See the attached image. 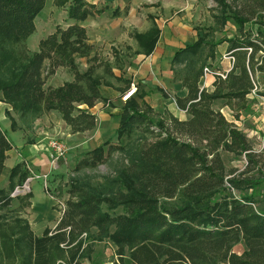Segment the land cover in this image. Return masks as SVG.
<instances>
[{
  "label": "trees",
  "instance_id": "trees-1",
  "mask_svg": "<svg viewBox=\"0 0 264 264\" xmlns=\"http://www.w3.org/2000/svg\"><path fill=\"white\" fill-rule=\"evenodd\" d=\"M216 1L210 33L235 22L236 33L228 38L233 67L225 76L214 73L209 91L201 82L204 68L221 40L203 36L178 49L172 68L187 94L177 104L189 117L127 100L118 113V135L128 136L120 162L100 178L71 177L55 227L35 233L25 215L29 199L14 205L11 191L0 187V264H82L104 240L116 246V264H264V200L257 194L264 146L255 151L246 132L217 106L224 101L239 118L264 73V0ZM54 2L66 5L75 22L57 26L31 53L25 40L46 0H0V93L27 123L55 110L71 132H83L96 127L90 108L104 99L103 84L113 85L98 74L103 61L79 24L99 10L89 0ZM156 32L135 35L145 53L154 48ZM81 56L89 58L86 70L75 63ZM60 66L73 80L45 87ZM104 69L113 73L107 64ZM11 146L0 126V174ZM102 151V145L94 149L93 164ZM222 152L245 155L244 169H228ZM9 176L12 189L27 169L17 164ZM239 243L241 252L235 250Z\"/></svg>",
  "mask_w": 264,
  "mask_h": 264
},
{
  "label": "crops",
  "instance_id": "crops-1",
  "mask_svg": "<svg viewBox=\"0 0 264 264\" xmlns=\"http://www.w3.org/2000/svg\"><path fill=\"white\" fill-rule=\"evenodd\" d=\"M210 1L89 0L99 10L79 22L87 28L89 40L97 45L96 49L99 51V55L103 54V47L121 49L119 60L124 64H130L128 66L129 73L125 77L127 81L124 85L121 84L122 88H117L118 84L115 83L122 82L121 80L116 81L118 80L116 76L120 77L119 70L112 67L111 70L115 72L112 73L114 75L112 80H115V82L112 81L114 86L103 84L104 99L90 108V111L97 116V124L93 129L73 133L69 130L61 114L55 110L44 112L36 120L27 123L13 110L10 103L3 101L0 93V126L12 143L4 161L5 166L0 174V187H3L5 183L9 185V175L15 165L21 163L23 168L27 169L26 179L33 177L30 180L31 191L29 192L31 203L27 211L29 212L28 219L35 233L41 234L45 227L56 226L60 215L53 225H50V217L54 216L57 203L60 204L63 211L66 206L65 201L68 199L62 201L60 196L54 197L44 190L45 184L55 172L50 167L49 147L47 146L48 141L54 135L66 136L63 137L70 148L74 144L81 148V146L84 147L92 142L98 145L99 141L117 137V127L120 123L118 113L122 108L120 109L118 104L111 105L110 102L118 101V98L130 87L131 83L137 86V90L130 99L137 101L140 105L148 103L154 112L158 104L161 103L163 110L157 109L159 113H172L179 119L186 120L189 113L179 107L177 97H185L187 90L183 82L175 76L172 68L173 58L178 49L195 43L203 36L209 40L213 38L221 40L216 46V55L209 58V67L223 74L233 67L228 38L236 33V24L232 20L227 21L224 28L210 33V28L215 23L213 16L219 11L217 1L212 0L213 6ZM48 2L46 0L45 6L35 18V32L26 39L25 43L31 53L39 50L40 40L54 32L57 26L65 28L68 24L75 22L68 17L67 8L63 11L65 14L61 16L57 12L61 21L54 22L50 18L52 8L48 7ZM55 10L59 11L56 5ZM153 29L157 31V40L154 48L149 53H145L141 50L142 44L135 35L153 31ZM80 59V70H86L89 58L82 56ZM55 72L47 79L45 87L60 86L67 80H73L67 67L60 66ZM214 76L208 74L201 81L209 91L214 89ZM63 78L65 80H62ZM124 103L126 104V102ZM224 107L226 110H231L227 105ZM221 111L223 112L222 109ZM242 115L243 113L238 119H241ZM44 173H49L47 179L42 175ZM17 179L16 177L14 187L20 186L26 181V179L23 181ZM30 215L39 217L34 220Z\"/></svg>",
  "mask_w": 264,
  "mask_h": 264
},
{
  "label": "rangeland",
  "instance_id": "rangeland-1",
  "mask_svg": "<svg viewBox=\"0 0 264 264\" xmlns=\"http://www.w3.org/2000/svg\"><path fill=\"white\" fill-rule=\"evenodd\" d=\"M49 1V2H48ZM48 7L52 8V11L50 12V18L54 22L61 21L60 16L62 14H65L63 11L67 8L66 5L64 7H58L59 11L55 10V2L54 0H47ZM210 4L212 6L214 5L213 1H210ZM57 6V5H56ZM54 9V10H53ZM60 13V16L58 13ZM47 18V17H46ZM46 20V19H44ZM264 21V19H262ZM264 30V25H263ZM26 42V40H25ZM101 47V45H98ZM26 47L28 49V45L26 43ZM97 47V45H96ZM96 49V48H95ZM103 54L100 55L101 59L103 61L102 65L98 64L96 67V70L98 74H101L104 78L105 82L108 84H112L115 80H112V77H114L113 74L109 73V71H106L104 67L106 64L112 69V67L117 68L119 70V76L120 78L116 81L121 80V83L115 82L118 85H116L117 88H122L121 84H125L127 81V78H125L130 68V64H124V62H121L119 60V53H121V49L117 48H110V47H103ZM29 50V49H28ZM82 57V56H81ZM81 57H77L75 63L78 65V68L80 69L81 64ZM129 68V69H128ZM115 73L114 71H112ZM66 76V75H65ZM204 79V78H203ZM62 80H65L64 78ZM120 84V85H119ZM111 86V85H108ZM114 86V84H113ZM116 88V89H117ZM137 88V86H136ZM121 95V94H120ZM122 95L119 100H116V104L112 100L110 102L111 105H117L120 109L125 105L123 100L121 99ZM106 99V98H105ZM107 100V99H106ZM148 105V103L146 104ZM218 108L223 110L224 114L226 115L227 119L231 122H233L235 125L239 126L244 132H246L248 139H250V142L252 144V147L255 151H261L262 147L264 146V73H258L257 75V88L255 92L250 94V104L244 110L243 115L241 119H238L234 117V114L231 110H226V107L224 102H218L217 103ZM157 109L162 111L161 103L158 104ZM157 113H159L158 111ZM15 122V121H14ZM16 123V122H15ZM13 124V126L15 125ZM64 136V135H63ZM61 135H54L53 138L61 139L66 145L67 142L65 141L64 137L66 136ZM51 138V139H53ZM128 139V136L126 134H123L122 136H115L113 138H107L105 140L99 141L98 145L94 144V142L90 143L86 146L77 147L75 144L72 146V148L69 147L68 152L66 153L65 157L60 159V162L56 165L54 173H52V176L49 178L48 183H46V187L44 190H46L49 194L53 195L54 197L60 196L62 198V201L67 199L69 197L68 195V188L70 186V179L73 176H76L78 174H89L93 178H100L104 174H108L110 172L114 165H116L118 162H120V159L122 157V151L120 150V146L123 144H126V141ZM100 145L103 146V155L102 160L99 161V163L93 164L91 161L92 157L94 156V149L99 147ZM223 158L225 161V164L228 169H235V170H243L244 164L246 161L245 155H236L233 153H226L222 152ZM7 191H11V195L13 194V190L15 189L9 188V185L7 183L3 186ZM258 191H260L259 197L263 198L264 200V180L262 181V185L258 186ZM19 197L22 199L17 198ZM30 193L21 195V194H14V205H18V203L23 204L24 201L27 202L29 199L30 201ZM64 198V199H63ZM31 203V201H30ZM30 206V204L27 206V208ZM27 208L25 209V215L26 217L29 216V212L27 211ZM56 211L54 212V216L50 217V225H53L54 222L58 219L59 215L62 213V208L60 207V204L57 203L55 207ZM121 209H117V211H120ZM33 215V214H32ZM33 219H37L39 216H31ZM49 219V218H48ZM39 231V230H37ZM94 252L88 257L82 260V264H116L117 263V256H116V246L110 241V240H104L102 242L97 243L95 246ZM244 249V244L239 243L236 245L235 250L238 252H241Z\"/></svg>",
  "mask_w": 264,
  "mask_h": 264
},
{
  "label": "built area",
  "instance_id": "built-area-1",
  "mask_svg": "<svg viewBox=\"0 0 264 264\" xmlns=\"http://www.w3.org/2000/svg\"><path fill=\"white\" fill-rule=\"evenodd\" d=\"M214 73H218V72L208 66H205L203 78L205 79V77L208 74H214ZM220 74L222 76H225L223 73H220ZM256 88L257 87L255 86V88L252 91L253 93L255 92ZM136 90H137L136 85L134 83H131L130 87H128L126 91H124V93L122 94L121 99L123 100V102H126L127 100H129L134 95ZM47 146L49 147L50 167L53 170L55 169L56 165L60 162V159L65 157L66 153L69 150V147L61 139H58V138L50 139L47 143ZM48 174L49 173H44L42 175L44 176V178L47 179L49 176ZM32 178H33L32 176L28 177L22 185L15 187L12 195L14 194L24 195V194L29 193L31 191L30 190V180Z\"/></svg>",
  "mask_w": 264,
  "mask_h": 264
}]
</instances>
